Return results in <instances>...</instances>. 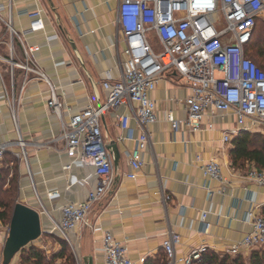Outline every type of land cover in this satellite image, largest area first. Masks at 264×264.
<instances>
[{"label": "crops", "instance_id": "crops-1", "mask_svg": "<svg viewBox=\"0 0 264 264\" xmlns=\"http://www.w3.org/2000/svg\"><path fill=\"white\" fill-rule=\"evenodd\" d=\"M0 4H12V12L4 11V15L11 16L17 31L30 28L31 19L25 11L44 9L45 30L29 34L27 41L40 46V65L64 92L69 107L64 113L67 120L90 102L95 106L106 102L102 82L109 75L118 79L125 59V36L117 23L118 0H0ZM9 43L10 35L0 22V52L5 57L9 56ZM15 49L18 55L22 54L18 41ZM11 69L9 62L0 61V143L19 137L6 99L18 98L24 71L14 68L12 75ZM30 77L18 122L27 142L31 175L20 162L18 201L40 212L43 234L33 244L52 257L63 247L62 238L52 232L53 222L62 219L61 207L85 200L96 187L97 177L94 167L68 154L60 138L61 121L47 104L48 85L34 74ZM189 93L179 75L170 73L151 94L159 119L151 127L146 163L136 179L127 176L131 170L127 153L135 141L120 139L127 131L117 120L118 114L129 111L121 107L104 114L102 132L114 156L115 183L94 205L86 226L70 234L78 253L77 264L105 263L104 231H111L126 242L131 258L141 264L166 263L163 241L171 230L181 237L176 246L178 254H187L202 244H208L217 254H226L229 245L251 231L249 213H264V187L247 180L249 164L243 168L232 165V143L222 140L224 131L236 128L235 115L205 117V128L199 131L185 126L175 131L167 121L169 111L178 119H186L182 99ZM210 121H214L215 129H206ZM131 128L137 137L139 127L135 119ZM13 150L18 152L20 147ZM198 155L205 162L218 158L226 181L205 177L201 164L195 161ZM67 165L71 168L65 169ZM2 167H9L6 159L0 162ZM161 191L171 196L167 204L156 194ZM204 213L210 223L208 231H204ZM19 258L11 264H24Z\"/></svg>", "mask_w": 264, "mask_h": 264}, {"label": "built area", "instance_id": "built-area-1", "mask_svg": "<svg viewBox=\"0 0 264 264\" xmlns=\"http://www.w3.org/2000/svg\"><path fill=\"white\" fill-rule=\"evenodd\" d=\"M117 23L126 41L125 59L121 66V75L113 79L110 75L102 86L107 92V100L100 105L92 102L88 106L65 117L69 110L61 87L54 84L40 65L37 53L39 45H31L27 36L44 31V9L25 11L31 19L30 28L17 31L11 16L12 4H0V22L4 23L9 35V56L0 52V61L11 64L24 71V81L16 99L8 97L6 103L11 107L12 118L18 133L16 141L0 143V162L8 152L23 159L28 174L31 175L27 142L22 138L18 122L21 99L30 82L31 74L48 85V107L58 116L62 124L60 138L65 149L74 159L80 160L95 169L97 185L91 189L83 201H71L61 207L62 219L53 222L52 232L65 239L72 248L77 261L76 245L70 234L86 226L88 216L115 183L114 156L107 148L102 132V118L110 110L126 107L129 112L117 115L122 129L127 131L121 140L133 139L134 147L128 151V163L131 167L127 176L136 179L145 166V152L150 145L151 127L159 117L156 101L151 94L159 83L170 73L179 75L190 93L182 99L187 112L186 119H178L173 111L166 115L173 130L182 126L194 131L203 130L205 117L224 118L229 114L236 117V128L224 131L223 142L232 143L234 136L242 132H260L264 134V69L245 53L257 21L264 18V0H118ZM156 38L161 47L159 51L153 45ZM15 41L22 48L18 55ZM135 119L139 135L134 137L131 121ZM206 129H215L214 121L207 123ZM20 150L14 152V147ZM200 163L205 177L225 182L222 165L213 157L205 162L202 155L195 159ZM67 165L65 169H70ZM248 181L264 187V170L255 166L246 174ZM156 194L167 204L171 196L163 191ZM252 229L241 240L229 245L226 254L232 257L243 255L250 257L254 251L264 249V214L249 213ZM205 222L204 231L210 223ZM9 225L0 220V245L6 242ZM181 237L169 231L163 241L165 264H200L204 257L214 252L208 244H202L187 254H178L176 246ZM104 264H141L133 260L126 242L118 239L111 231L103 233ZM5 245V244H4ZM215 253V252H214ZM3 254L0 252V263Z\"/></svg>", "mask_w": 264, "mask_h": 264}, {"label": "trees", "instance_id": "trees-1", "mask_svg": "<svg viewBox=\"0 0 264 264\" xmlns=\"http://www.w3.org/2000/svg\"><path fill=\"white\" fill-rule=\"evenodd\" d=\"M258 21L252 38L245 47V53L251 59H253L251 57L253 55L252 51L255 49L252 41ZM257 55L264 58V47L262 49L258 48ZM254 61L259 65L256 60ZM261 64L264 66V61ZM259 66L263 68L261 65ZM13 154V152H8L4 157H12ZM230 154L232 165L235 167L243 168L249 164L250 168L255 166L260 170H264V134L260 132H242L233 139ZM11 162L12 166L0 168V220L6 225L10 224L14 207L19 202L20 192V159L13 157ZM250 168H248V171ZM62 244L61 251L52 257L47 256L46 252L40 247L34 244L28 245L20 252L21 261L24 264H77L76 256L68 242L62 239ZM57 259H61V261L56 262ZM200 264H264V249L254 251L249 258L243 255L232 257L229 254L221 255L210 252Z\"/></svg>", "mask_w": 264, "mask_h": 264}, {"label": "water", "instance_id": "water-1", "mask_svg": "<svg viewBox=\"0 0 264 264\" xmlns=\"http://www.w3.org/2000/svg\"><path fill=\"white\" fill-rule=\"evenodd\" d=\"M43 234L41 214L35 208L18 202L13 210L9 233L3 248V264H11L28 245Z\"/></svg>", "mask_w": 264, "mask_h": 264}, {"label": "rangeland", "instance_id": "rangeland-1", "mask_svg": "<svg viewBox=\"0 0 264 264\" xmlns=\"http://www.w3.org/2000/svg\"><path fill=\"white\" fill-rule=\"evenodd\" d=\"M252 44L255 45V49H254V51H252L253 55L251 57L254 60H256L259 63V65H261L264 68V66L261 64V62L264 61V58L258 57V55H257L258 48L262 49L264 47V18L260 19V21H258V26L256 28V32H255V36L253 38ZM153 45L155 46L157 51L160 50L161 47L159 46V42L157 41L156 38L153 39ZM13 157H17V156L15 154H13L12 157L8 156V157H4L3 159H8V161H7L8 165L12 166L13 164H11L12 163L11 161H12ZM19 159H20V162L23 163V165L25 166L23 159H21V158H19ZM23 169L26 171V173L28 172L26 166L23 167ZM4 244H5V242H4ZM4 244L0 246L1 247L0 248L1 253H3ZM17 257L18 258L21 257V253H19L15 258H17ZM19 259H21V258H19ZM0 264H3V260H2V263H0Z\"/></svg>", "mask_w": 264, "mask_h": 264}]
</instances>
